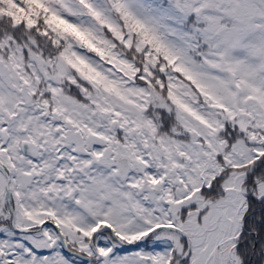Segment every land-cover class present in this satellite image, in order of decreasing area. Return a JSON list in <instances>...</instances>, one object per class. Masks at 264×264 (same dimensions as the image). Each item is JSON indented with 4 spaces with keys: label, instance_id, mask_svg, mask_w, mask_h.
I'll list each match as a JSON object with an SVG mask.
<instances>
[{
    "label": "snow or ice",
    "instance_id": "6c2138e0",
    "mask_svg": "<svg viewBox=\"0 0 264 264\" xmlns=\"http://www.w3.org/2000/svg\"><path fill=\"white\" fill-rule=\"evenodd\" d=\"M0 264H264V0H0Z\"/></svg>",
    "mask_w": 264,
    "mask_h": 264
}]
</instances>
